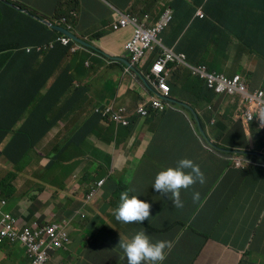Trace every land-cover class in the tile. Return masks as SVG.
Here are the masks:
<instances>
[{"label":"clouds","instance_id":"obj_1","mask_svg":"<svg viewBox=\"0 0 264 264\" xmlns=\"http://www.w3.org/2000/svg\"><path fill=\"white\" fill-rule=\"evenodd\" d=\"M139 1L131 0L132 8L129 11L113 8L115 18L110 25L113 31L128 28L132 31L131 37L123 43L127 58L120 59L125 65L118 76V79H122V85L129 86V90L131 88L129 95L121 96L118 88L114 87L116 100L104 107L102 100L109 99L97 98L95 88L82 79L81 84L87 85L82 108H77L75 104L72 117L62 125H42L30 129L32 148L28 151L26 166H29L30 172H35L29 179L31 184L35 182L38 187L24 197H19L18 207L12 206V203L18 199L16 196L19 192L10 194L7 198L10 199L8 213L0 216V246L20 245L25 248L30 264H47L54 255L68 253L73 245V251L80 249L81 253L93 247H105L111 249L118 258L122 252L127 264H141V261L145 264H162L168 255L169 244L157 240L156 236L179 229V223L158 226V216H149V203L138 199L144 189L152 188L164 195L169 193L175 207L180 208L183 204L180 200L181 189L192 188L195 184L205 185L204 181L210 175L209 185L212 175L220 169L247 173L258 166L264 173V95L260 99L262 104H258V93L264 94V79L262 83L259 80L262 71L256 75L252 73L244 58L220 50L222 48L217 44L218 40L207 43L200 53H196L194 49L189 52L175 50L166 45L163 39L164 32L172 31L174 43L182 44L186 38V17L193 24L206 21L217 27L223 26L237 38L259 34L262 44L253 55L258 59L260 69H264V0H243L247 4L239 0H167L168 3L160 4V15L155 21L138 9V6L142 7ZM252 5L255 9H252ZM75 9L66 13V7H63L60 19L57 16L49 19L32 12L18 0H0V19L21 18L20 12L38 18L56 31L60 27L65 29L85 44L60 31L63 36L57 37L56 41L66 46L70 38L73 39L82 56L79 61L88 71L93 58L106 60V52L93 43L96 35L80 36L71 31H76L78 17ZM223 12H226V22L220 20ZM180 26H184L183 31L176 32ZM14 28L9 26L0 29L10 33L7 38L9 45H16V40L26 42L31 36L26 25ZM138 29L150 41V46L141 56H135L127 47ZM14 31L21 32L17 39ZM53 44L50 42L48 47ZM40 49L37 47V50ZM152 54H155L154 60H151ZM202 54L205 55L199 57ZM205 58L206 64L199 63ZM209 59L214 60L212 66L207 64ZM103 66L110 67V64L107 61ZM113 73L115 76V71ZM91 79L94 82L100 80ZM54 81L55 76L47 83L40 97L46 94ZM76 87L71 86L72 89ZM71 95L67 91L63 100L66 102ZM115 104L118 107L114 108ZM20 107L22 112L26 110L27 116L39 106L35 101L26 109L22 104ZM58 112V107H53L44 120H51ZM96 114L105 118L98 122L96 130L101 134L102 141L108 144V127L116 126L108 122L133 128L132 131L126 130L124 145L111 148L109 153L101 148L91 151L87 154L89 160L83 161V166L75 170L72 182L64 178L63 186L44 195L47 199L41 198L46 181L39 171L61 176L66 166L61 161L72 157L75 151L71 148L73 145L63 150L65 144H69L72 137L75 138L79 133L82 124ZM18 122L13 126L17 130L24 127ZM171 131L175 136H169ZM88 136L95 138L96 133ZM103 147L108 149L107 145ZM97 150L100 152L95 156ZM176 150H181L183 155L175 165L173 153ZM205 155L215 156L219 164L201 162ZM55 159L56 164L49 167ZM138 159L148 167L146 177L138 173ZM74 163L81 161L75 158ZM86 169L89 172L99 169L100 179L95 183L85 180ZM115 174L121 175L117 192L107 188ZM198 198L199 193L193 192L192 199L195 201ZM37 199L41 201L39 205L35 203ZM40 207L43 208L41 212ZM47 211L49 214L45 215ZM97 231H106L107 234L102 240L93 242L90 236ZM1 232L4 234L1 235ZM74 232L78 234L76 239ZM116 234L124 237L119 246L112 243Z\"/></svg>","mask_w":264,"mask_h":264},{"label":"crops","instance_id":"obj_2","mask_svg":"<svg viewBox=\"0 0 264 264\" xmlns=\"http://www.w3.org/2000/svg\"><path fill=\"white\" fill-rule=\"evenodd\" d=\"M18 2L37 15L49 19L56 16L55 13L59 6L66 7L67 13L69 12L67 8H76L75 12L78 17L75 22L76 32L80 36L96 35L97 38L93 43L106 52V60L110 67L103 66L106 60L93 58L92 67L88 71L76 65L74 72L89 74L97 81L104 73L108 75V71H115L116 75H113L111 81H90V85L96 90L97 98L110 99L115 96L117 92L114 87L118 88L121 96L129 95L131 88L129 90V86L122 85V79H118V76L120 69L125 65L122 60L127 58L123 52V43L131 37L132 31L128 28L115 33L116 31H113L110 25L115 18L113 8L129 11L132 8L131 0H104V2L102 0H18ZM139 2L142 7L138 6V9L149 14L152 21L157 20L160 15V4L168 3L167 0H141ZM251 7L255 9L254 5ZM253 15L256 16V13ZM220 20L226 22V12L220 14ZM186 23L185 41L176 45L173 40L174 33L167 31L163 34L166 45L175 50L189 52L194 49L196 53H200L201 48L207 43L218 40L217 44L222 48L220 50L244 58L246 66L252 73L256 75L262 71L259 80L260 83L263 82L264 69H260L258 59L253 55L262 44V37L259 34L241 35L237 38L231 35L225 27H217L210 22L203 21L193 24L190 18L186 17ZM207 51L211 50L207 49ZM154 59L155 54H152L151 60ZM207 64L212 66L214 60L209 59ZM61 71L62 67L56 73ZM1 83L3 81H0V102L3 100L12 102L20 88L16 87L14 90L10 84L6 88ZM110 88H112L111 93ZM63 101L62 99L60 103ZM45 111V108L37 107L31 115L25 116L26 110L21 112L18 108L15 111L20 114L18 125L25 127L33 114L37 115L40 124L33 125L32 129L42 125H47V127L57 125L59 114L53 116L51 120L39 118V115H43ZM173 134L171 131L169 136H175ZM11 137L10 135L6 138V145ZM189 139L192 140L191 137ZM187 148L189 147L184 149ZM173 155L175 158L173 162L176 165L183 153L181 150H176ZM203 161L210 165L219 164L213 155H205L201 162ZM27 167L29 166L23 168L22 174L15 178V183L21 188L19 193L26 194L38 187L35 182L30 184L28 176L30 169ZM137 170L142 177H146L148 167L141 159L137 160ZM193 192L199 193V198L195 201L192 199ZM154 197L156 196L145 191L141 199L153 201L156 199ZM41 198L47 199L44 195H41ZM163 199L162 205L153 212L154 216H158L156 224L160 227H167L168 224L176 222L179 223V229L166 231L156 236L157 240L167 241L169 244L168 255L162 264H264V173L258 166L253 167L247 173H238L234 169H220L212 175L209 185L195 184L192 188L181 189L180 200L183 204L180 208L175 207L172 199L169 198V193ZM19 202L18 198L12 206L18 207ZM39 202L41 201L38 199L35 201L37 205ZM39 210L41 212L43 208L40 207ZM48 214V211L45 212V215ZM73 236L76 239L78 234L74 232ZM122 239H124L122 235L116 234L115 239L112 240L113 245L119 246ZM205 242L207 244L198 252ZM2 248L6 250L2 251ZM16 248L23 247L16 244L0 246V264H30L25 253L20 256L15 255ZM73 248L74 245L72 250L66 254L54 255L47 264H127V258L124 259L122 252L117 258L111 249L105 247H93L82 253V250L74 249L73 251ZM141 264L145 262L141 261Z\"/></svg>","mask_w":264,"mask_h":264},{"label":"trees","instance_id":"obj_3","mask_svg":"<svg viewBox=\"0 0 264 264\" xmlns=\"http://www.w3.org/2000/svg\"><path fill=\"white\" fill-rule=\"evenodd\" d=\"M242 4H247L243 0H239ZM5 6L4 3H1ZM1 5V7H3ZM7 7V6H6ZM9 8V7H8ZM11 9V8H10ZM69 12L73 8H67ZM16 12V11H14ZM63 13V7L59 6L56 10L55 15L60 19ZM67 13V11H66ZM23 17L6 20L0 19V29H7L9 26L22 27L28 26V31L31 32V36L26 39V42L16 40V45H9L8 36L9 32L0 31V81L8 87L12 85L15 90L16 87L20 89L16 92L15 98L12 102L1 101L0 102V165L9 166L8 171L0 169V216L8 213L7 208L9 206V195H15L21 190L18 184L15 183V178L22 174L23 168L25 169L27 164L28 151L32 148V138L30 136L31 128L33 125L40 124L37 119V115L33 114L25 127H21L17 130V127H13L18 122L20 114L15 113L19 108L22 112L20 104L26 109L30 104L37 101L39 107L46 109L44 114H40L39 118L45 119L49 111L53 107H58L59 119L57 120V126L62 125L65 120H69L73 113L75 104L77 108H82L81 103L84 101L82 98L85 96L87 91V85H82V79L92 81L91 76L84 75L82 73H75L74 67L77 65L78 68H83L87 71L82 61H79L82 56L77 50V43L70 38L68 45H63L61 42H57L56 38L63 36L61 33L56 31L53 27L47 26L41 21L32 17V15H25L19 12ZM184 26H180L176 32H182ZM76 34V31L71 30ZM15 32V39L20 35V31ZM116 31L115 33H117ZM50 42H54L52 47H48ZM47 46V47H46ZM40 47V50H37ZM30 48V51L27 49ZM75 51H72V49ZM202 54L199 57L204 56ZM11 59V60H10ZM10 60V61H9ZM9 63L7 64V62ZM199 63L206 64V58L200 60ZM7 64V66H6ZM196 64V63H195ZM6 66V67H5ZM5 67V68H4ZM62 67L60 73H56L58 69ZM4 68V69H3ZM19 71L17 72V69ZM108 75L103 74L102 78L98 82L111 81L113 77V71H108ZM55 76V81L47 89L44 96L40 95L44 92L48 82H50ZM78 85V87H76ZM71 86L76 87L72 89ZM67 91L71 92V97L62 103L61 100L65 97ZM18 94V98H17ZM116 100L115 96L109 100H102L104 107L110 104L111 101ZM78 102V103H77ZM118 104H115L116 108ZM101 114H96L90 117V120L79 128V133L75 138L72 137L69 144H65L66 149L70 145H73L76 153L87 154L95 149H102L104 152H111V148H117L124 145V135L126 130H133V128H126L122 124H116L114 122H108L109 124L116 125L115 128L108 127L109 136L108 143L102 141L101 134L96 130L98 122L104 120ZM114 127V126H112ZM96 133V137H89L90 133ZM12 133L11 140L6 145V137ZM88 136V137H87ZM107 145V148L103 146ZM100 152V150H98ZM61 152L59 151V156ZM95 155V154H94ZM81 162L88 161V157H82L79 159ZM56 159L52 160L49 167L56 164ZM18 164V166L16 165ZM35 172L31 171L28 176L31 178ZM27 176V177H28ZM85 180L89 179L92 183H95L100 179V170L97 169L94 172H89L87 169L84 171ZM26 177V178H27ZM19 181H21L19 179ZM31 184V179H29ZM121 181V175L115 174V177L111 178L108 184V190H115L119 186ZM24 185V181L22 182ZM151 189H144V192H149L152 196H156L153 201H148L145 198L138 199L144 200L149 203V216H154V210L162 205L165 198L164 194L158 191H151ZM143 192V193H144ZM25 193L17 194L16 198L24 197ZM116 203V201H115Z\"/></svg>","mask_w":264,"mask_h":264},{"label":"rangeland","instance_id":"obj_4","mask_svg":"<svg viewBox=\"0 0 264 264\" xmlns=\"http://www.w3.org/2000/svg\"><path fill=\"white\" fill-rule=\"evenodd\" d=\"M242 50H243V48H242ZM232 52L236 53V51H232ZM110 92H112V89L110 90ZM63 129L66 131L68 130L67 128H63ZM71 148H73V147L71 146ZM41 152H43V151H41ZM97 153H99L98 150L95 151V156H97ZM29 156L32 157L31 154H29ZM74 156H75V151H73L72 157L63 158V160L61 161V163L64 162V164L66 165L63 168V171L61 172V176H59V175L57 176L56 174H52V173L47 172L45 170L39 171L42 179L44 181H46L43 183L42 195H48L54 188H60L61 186H63L65 179H68V181H70V182L73 181L72 176L74 175L75 170H78L79 168H81L83 166V165H81L82 162L81 163H74L75 158L82 159V157H87L86 154H82V153H76V156L75 157ZM70 162L72 163L71 165L69 164ZM45 163L46 162H44L43 165ZM16 165L18 166V164H16ZM0 169L8 171L9 167L8 166H1ZM27 169H30V168L27 167ZM210 178H211L210 175L206 178V180L204 181L205 185L208 184ZM106 234H107L106 231H97V232H94L90 236V238L92 239L93 242H96V241L102 240ZM4 250H6V248H2V251H4ZM14 253L16 256H20V255H23L24 253L26 254V250H25V248H16L14 250Z\"/></svg>","mask_w":264,"mask_h":264},{"label":"built area","instance_id":"obj_5","mask_svg":"<svg viewBox=\"0 0 264 264\" xmlns=\"http://www.w3.org/2000/svg\"><path fill=\"white\" fill-rule=\"evenodd\" d=\"M150 46V41L147 38V36L141 32V30H137L134 38L129 41L127 47L129 50H131V52H133V54L135 56H141L146 49H148V47ZM161 66V65H160ZM263 92H259L258 93V104L261 105L262 101L260 100L263 97ZM6 232V231H4ZM4 233L1 232V235H3Z\"/></svg>","mask_w":264,"mask_h":264},{"label":"water","instance_id":"obj_6","mask_svg":"<svg viewBox=\"0 0 264 264\" xmlns=\"http://www.w3.org/2000/svg\"><path fill=\"white\" fill-rule=\"evenodd\" d=\"M37 19H38V18H37ZM56 29H57L58 31H60L61 33H64V34H66V35L72 37V38L75 39L76 41H79V42L85 44L84 42L78 40L73 34H71V33L67 32V31H65V29H63V28H61V27H60V28H56Z\"/></svg>","mask_w":264,"mask_h":264}]
</instances>
